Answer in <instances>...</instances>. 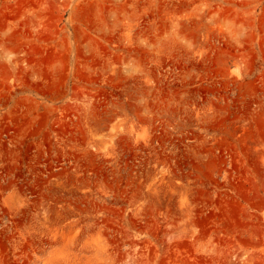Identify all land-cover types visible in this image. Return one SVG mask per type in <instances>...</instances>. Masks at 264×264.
I'll use <instances>...</instances> for the list:
<instances>
[{
  "label": "rangeland",
  "instance_id": "rangeland-1",
  "mask_svg": "<svg viewBox=\"0 0 264 264\" xmlns=\"http://www.w3.org/2000/svg\"><path fill=\"white\" fill-rule=\"evenodd\" d=\"M0 264H264V0H0Z\"/></svg>",
  "mask_w": 264,
  "mask_h": 264
}]
</instances>
